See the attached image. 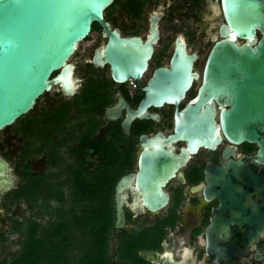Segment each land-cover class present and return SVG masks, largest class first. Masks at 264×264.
Returning a JSON list of instances; mask_svg holds the SVG:
<instances>
[{"label":"flooded vegetation","instance_id":"flooded-vegetation-1","mask_svg":"<svg viewBox=\"0 0 264 264\" xmlns=\"http://www.w3.org/2000/svg\"><path fill=\"white\" fill-rule=\"evenodd\" d=\"M105 21L122 37H138L144 43L150 40L156 22L159 38L148 68L139 80L116 83L110 66L94 64L96 51L105 46L107 39L100 26L93 28L69 61L74 67V94L54 85L37 100L32 111L0 132V158L17 177L14 187L0 194L2 243L8 235H15L19 249L22 235L15 231V225L31 217L39 222L49 219L40 216L48 184L54 191H64L69 199L65 205L71 206V181H64L80 172V138L90 127H95L96 148L108 145L124 154L120 165L112 163L108 173L116 180L111 199L115 227L118 183L138 172L143 137L159 135L166 140L174 134L177 108L151 106L147 112L157 118H135L125 133L123 123L128 112L143 108L144 89L157 69L170 68L179 40L185 43L189 56H196L193 72L198 75L179 110L193 102L203 83L208 56L222 39L221 29L226 24L222 0H116L109 15L105 13ZM96 31L97 36L91 40ZM115 108H119V113L110 115L108 111ZM224 108L230 106L215 102L218 123ZM80 127L87 128L80 131ZM221 136L215 149L201 148L189 154L163 188L169 202L157 212L144 207L136 189L122 194L125 224L111 233V243L114 232L117 242L114 255L110 243L112 264H264V230L257 239L254 236L256 229L264 228V164L255 159L259 147L256 143L235 144L223 132ZM171 149L182 157L187 144L174 142ZM86 153L91 171H100V153L96 149ZM223 168L230 170L221 175L214 172ZM215 176L229 178L227 184L231 187L214 188ZM38 181L42 183L39 192L43 197L37 203L16 198L21 187ZM132 187L135 188V181ZM57 206L59 202L52 199L49 209ZM24 210L30 215L25 216Z\"/></svg>","mask_w":264,"mask_h":264},{"label":"water","instance_id":"water-1","mask_svg":"<svg viewBox=\"0 0 264 264\" xmlns=\"http://www.w3.org/2000/svg\"><path fill=\"white\" fill-rule=\"evenodd\" d=\"M115 1L0 0V132L32 111L37 100L54 85L74 94V67L69 61L78 45L90 37L96 23L107 42L96 51L95 66H110L112 78L119 84L141 78L159 38L156 22L147 43L138 37H122L105 21V13ZM222 11L226 21L222 39L208 56L196 99L179 110L198 78L193 72L196 56H189L185 43L179 40L170 68L157 69L144 89L143 108L128 112L123 123L125 133L135 118H157L147 112L151 106L177 108L174 134L166 140L159 135L143 137L138 172L122 178L117 185L116 231L125 224L122 194L126 190L136 189L144 207L157 212L169 202L163 188L189 154L201 148L215 149L222 141L221 132L235 144L256 143L259 149L255 159L264 164V0H222ZM55 73L58 74L54 76ZM215 102L230 106L221 111L219 123ZM114 111L120 110L108 113L112 115ZM178 141L187 144L182 157L172 153L171 144ZM229 170L214 172L221 175ZM16 181L8 163L0 158V194L12 189ZM229 181L215 176L213 187H231ZM263 230H255L256 239ZM111 244L114 255L115 232Z\"/></svg>","mask_w":264,"mask_h":264},{"label":"trees","instance_id":"trees-1","mask_svg":"<svg viewBox=\"0 0 264 264\" xmlns=\"http://www.w3.org/2000/svg\"><path fill=\"white\" fill-rule=\"evenodd\" d=\"M86 128L80 127V131ZM94 131L95 127H90L80 138V172L64 181L65 184L71 181V206L65 205L69 199L64 191H54L48 184L42 206L44 211L40 216H48L49 219L39 222L31 217L17 223L14 229L22 235L20 247L10 252L0 264H112L110 243L114 210L111 199L116 180L111 179L108 173L112 163L120 165L124 154L108 145L96 148ZM89 149L100 153V171H91L88 166L86 152ZM41 186L38 181L21 187L16 198H27L31 203H37L43 197L39 192ZM52 199L59 202L54 210L49 209Z\"/></svg>","mask_w":264,"mask_h":264},{"label":"rangeland","instance_id":"rangeland-1","mask_svg":"<svg viewBox=\"0 0 264 264\" xmlns=\"http://www.w3.org/2000/svg\"><path fill=\"white\" fill-rule=\"evenodd\" d=\"M110 10L107 11V15H109ZM94 29H99V25H94L93 27ZM98 32H94L92 34L91 40L94 39L97 36ZM105 43V41H104ZM86 43H83V45ZM26 206L22 205L21 208L25 209ZM30 211H26L24 210V214L25 216H29L30 215ZM18 237L17 236H12V235H8L7 236V241L5 242H0V263L3 261L4 258H7L9 252H15L18 250L16 243H17ZM125 250V248H124Z\"/></svg>","mask_w":264,"mask_h":264}]
</instances>
